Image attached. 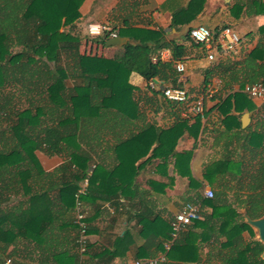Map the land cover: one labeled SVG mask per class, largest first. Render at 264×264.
Masks as SVG:
<instances>
[{"label": "crops", "instance_id": "crops-1", "mask_svg": "<svg viewBox=\"0 0 264 264\" xmlns=\"http://www.w3.org/2000/svg\"><path fill=\"white\" fill-rule=\"evenodd\" d=\"M191 2L192 0H85L81 7L82 19L78 23L79 32L86 38L80 47L82 55L106 58L113 54L107 46L88 40L89 24L103 23L121 31L124 20L131 19L133 28L159 32L162 42L167 45L152 58L154 64H171V69L161 66V74L155 79L160 86L186 89L196 98L213 82L217 93L205 103L204 119L189 118L184 114V106L168 102L161 92L149 88V81L137 73L132 75L130 80L134 87L135 101H131L132 120L117 115L115 125L112 126L115 127L102 132L87 126L88 119L82 121V126L86 127L82 131V140L77 143H80L79 152L88 156L90 163L85 167L89 171L87 176L79 182V195L78 198L74 197L75 210L72 213L61 210L62 200L57 195L61 182L59 169L70 159L68 154L49 157L41 150L35 151L40 173L36 170L33 177L34 193L48 192V199L59 204L58 207H53V216L56 215V218L46 236L51 239L48 237L45 242L36 237L33 243H29L20 238L7 251L9 254L16 250L15 254L11 257L4 255L1 264H78V260H84L85 264H125L145 253L143 248L147 243V236L154 231V220H159L164 228L185 204L195 203L200 192L205 197L207 189L215 193L224 191L225 199L235 204L237 211L246 218L248 213L242 206L246 200L233 198L232 192L235 187L243 185L245 166L251 162V145L259 144L258 139L252 143L249 136L260 132L264 126V103L252 100L244 92L246 85L264 82V23L261 22L264 21V0H200L196 5L197 10L201 9L200 13L191 23L173 26L174 16ZM199 25L207 26L215 38L224 26L232 28L241 38L237 52L224 53L218 51L215 44L210 48L193 43L189 31ZM212 52L215 59L209 60L208 56ZM154 58L156 61H153ZM178 62L185 64L184 72L177 71ZM138 77L142 79L137 83ZM230 96L233 102H223ZM242 96L249 98L250 102H242ZM106 113L108 118L115 114L113 110ZM198 119L199 129L195 125ZM148 127L157 129L158 132L171 131L163 135L165 140L159 147V157L153 158L152 162L138 170L133 184L130 180H124L127 176H120L121 179L109 177L121 161L131 162L133 158L130 149L116 148V144ZM178 127L181 128L177 129ZM179 132L183 134L173 145V138ZM158 146L159 143L154 144L149 156ZM186 152L193 154L189 164L187 160L180 158ZM227 158L242 163L241 169L234 173L243 169L238 180L230 171L225 173L228 168L222 163ZM144 160L146 159L140 162ZM253 164L256 165V160ZM129 168L132 173L133 168ZM210 171L214 175L209 176ZM121 181L131 189L121 192ZM195 182H198V186L202 185L203 190L199 189L200 186L197 188ZM91 188V194L88 195ZM28 200L29 197L25 195H12L11 201L4 203L1 208L10 210L15 204H19L20 209H26L30 206ZM78 200L86 216L87 246H90V252L86 256L79 248L60 252L64 245L56 243V239L61 241L76 233V230H72L70 219L72 217L74 222L77 219ZM195 204L201 208L200 203ZM237 204H241L243 209L240 210ZM254 231L258 235L255 229ZM126 232L131 234L129 240L118 249L117 240ZM181 235L182 233L173 237L172 242ZM244 236L247 240L250 238L248 232ZM172 242L165 244L167 250ZM212 249L211 244H204L199 264H218L215 250L212 252ZM150 250L155 252V247ZM103 253L106 254L105 257H101ZM165 257L158 253L157 258L165 260Z\"/></svg>", "mask_w": 264, "mask_h": 264}, {"label": "trees", "instance_id": "trees-1", "mask_svg": "<svg viewBox=\"0 0 264 264\" xmlns=\"http://www.w3.org/2000/svg\"><path fill=\"white\" fill-rule=\"evenodd\" d=\"M84 2L0 0V264L4 255L11 257L15 254L16 250L9 254L7 251L20 238L29 243H33L36 237L45 242L50 238L46 236L56 218L53 207L59 204L48 199V192L34 193L33 177L36 170L40 173L35 151L41 150L49 157L68 154L70 159L59 169L61 182L57 195L62 200L61 210L72 213L75 210L74 197L79 195V182L89 172L85 167L90 159L79 152L80 143H77L82 140V131L86 127L82 126L83 119H88L87 126L100 132L114 128L117 115L132 120L131 101H135L130 78L133 73L149 81L160 76L162 65L171 69V64L152 62L153 56L167 47L162 42V35L133 28L131 19L124 20V28L118 30V35L131 41L134 39V45L106 47V36H90L88 40L112 50L113 54L106 58L82 55L80 47L86 38L79 32L78 23L82 19ZM198 2L200 0H192L178 12L172 25L191 23L200 13L201 9H196ZM241 98L242 102H250L246 96ZM223 102H233L232 97ZM108 110L115 113L110 118L107 117ZM195 125L199 129V119ZM170 132H158L148 127L116 144V148L130 149L133 158L131 162L121 161L109 177L127 176L124 180L133 184L138 170L159 157V147L165 140L163 135ZM182 134L179 132L173 138V145ZM249 139L252 143L258 139L259 144L251 145V161L256 160V169L249 176L251 194L242 206L252 219H259L264 216V126ZM155 143L159 146L149 156ZM192 157V152L180 155L181 160H187L188 164ZM142 159L146 160L140 162ZM226 160L222 163L228 168L225 173L230 171L238 180L243 169L234 173L241 169L242 163ZM129 166L133 168L132 173ZM208 175H214L213 171ZM191 180L194 182L193 178ZM121 184V192L131 189L124 181ZM201 188L203 190L202 185ZM91 191L92 188L88 195ZM103 192L107 193L104 189ZM12 195L29 197L30 206L20 209L19 204H15L10 210H2L1 206L11 201ZM195 200L201 204L202 219L188 226L181 239L174 242L171 221L162 228L159 220H154V231L147 236L143 248L145 253L139 254L137 259L157 258L160 253L166 259L159 264H199L204 244H211L218 264H264V244L256 239V232L246 223L235 204L225 199L224 191L214 192L213 198L203 197L200 192ZM71 220L72 217L70 224L76 233L61 241L56 239L58 245H64L60 251L63 253L78 248L79 228L76 220ZM245 232L250 235L248 240ZM130 235L126 232L117 240L118 249L128 242ZM171 242L167 250L165 244ZM151 247H155V252L150 250ZM89 252L90 246H87L83 255ZM105 255L103 253L101 257ZM78 264H85L84 260H78Z\"/></svg>", "mask_w": 264, "mask_h": 264}, {"label": "built area", "instance_id": "built-area-1", "mask_svg": "<svg viewBox=\"0 0 264 264\" xmlns=\"http://www.w3.org/2000/svg\"><path fill=\"white\" fill-rule=\"evenodd\" d=\"M93 25H99L98 33H91L90 29ZM206 33L203 39H199L197 36L193 35L194 32ZM87 34L89 36H106L108 39L117 38L118 30L111 28V26L103 23L89 24L87 26ZM190 37L194 40L196 44H200L206 47L215 44L217 50L224 53H235L237 52V47L241 42V38L237 32H235L230 27L223 28L218 36L215 38L213 32L204 25H199L192 28L189 31ZM209 60L215 59V54L212 52L208 56ZM156 61V58L153 59ZM176 69L178 72L185 71V64L183 62H178L176 64ZM149 88L152 90L161 92L162 96L168 102L184 106V114L189 118H201L204 119L206 115V105L207 100H210L217 93L215 84L213 82L209 83L203 92L193 98L186 89H182L175 86H160L155 79L149 80ZM244 92L252 99L259 100L264 103V82H257L253 84L246 85ZM264 119V113L262 116ZM206 198H213V190L207 189L204 192ZM78 198V195H77ZM201 208L198 204L187 203L183 206L178 214L171 220V226L173 229V237H177L180 233L187 230L188 226H191L196 220L202 219ZM85 214L82 211V204L77 201V219L76 223L79 228V238H78V248L82 254L87 250V225L85 223ZM164 261V258H150V259H134L129 260L125 264H159V262ZM10 263V260H9Z\"/></svg>", "mask_w": 264, "mask_h": 264}, {"label": "water", "instance_id": "water-1", "mask_svg": "<svg viewBox=\"0 0 264 264\" xmlns=\"http://www.w3.org/2000/svg\"><path fill=\"white\" fill-rule=\"evenodd\" d=\"M128 43L133 44V41H131L129 38L118 36L114 39H108L106 42L107 47H113V46H126ZM246 216V223L250 225L252 228H254L259 236V241L264 244V216L259 219H252L248 214ZM262 258L264 260V253L262 255Z\"/></svg>", "mask_w": 264, "mask_h": 264}, {"label": "rangeland", "instance_id": "rangeland-1", "mask_svg": "<svg viewBox=\"0 0 264 264\" xmlns=\"http://www.w3.org/2000/svg\"><path fill=\"white\" fill-rule=\"evenodd\" d=\"M256 169V165L253 164V162L251 161L250 163H247L245 166V170H244V177H243V185L242 187L237 186L233 189L232 195L233 198H239V199H243V200H247L248 196L251 194V190L249 188V176L250 174L254 173V170ZM248 184V185H245ZM239 209H243L241 208V204H237ZM256 239H259V236L256 235ZM215 263V262H214Z\"/></svg>", "mask_w": 264, "mask_h": 264}, {"label": "clouds", "instance_id": "clouds-1", "mask_svg": "<svg viewBox=\"0 0 264 264\" xmlns=\"http://www.w3.org/2000/svg\"><path fill=\"white\" fill-rule=\"evenodd\" d=\"M261 22L264 23V21H261ZM99 30H100L99 25H93V26H91V29H90L91 33H93V34L98 33ZM193 35L197 36L199 39H203L204 35H206V33L203 32V30H201V32H194ZM133 75H135V73H133ZM140 79H142V78L138 77L136 82L138 83ZM130 82H132V81L130 80Z\"/></svg>", "mask_w": 264, "mask_h": 264}]
</instances>
